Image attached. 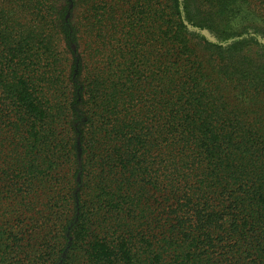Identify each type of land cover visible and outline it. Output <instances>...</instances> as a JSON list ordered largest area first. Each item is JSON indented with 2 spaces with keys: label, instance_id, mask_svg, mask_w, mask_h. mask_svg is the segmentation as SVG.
Returning a JSON list of instances; mask_svg holds the SVG:
<instances>
[{
  "label": "trees",
  "instance_id": "obj_1",
  "mask_svg": "<svg viewBox=\"0 0 264 264\" xmlns=\"http://www.w3.org/2000/svg\"><path fill=\"white\" fill-rule=\"evenodd\" d=\"M0 264H264V0H0Z\"/></svg>",
  "mask_w": 264,
  "mask_h": 264
}]
</instances>
